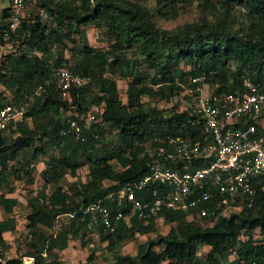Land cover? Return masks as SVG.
<instances>
[{
	"label": "trees",
	"instance_id": "trees-1",
	"mask_svg": "<svg viewBox=\"0 0 264 264\" xmlns=\"http://www.w3.org/2000/svg\"><path fill=\"white\" fill-rule=\"evenodd\" d=\"M77 1L76 8L70 10L57 0H26V10L32 5L34 13L29 10L27 17L21 19L12 37L13 42L14 39L17 42L15 50L0 61V86L11 93L7 100L13 103L30 96L37 85L47 83L43 94L29 108V122H16L6 129L10 136L15 135L8 145H4L0 137V189L10 178L31 184L33 167L29 165L31 159L41 153L47 159L40 179L43 185L56 183L49 195H44L42 187L26 201L31 209L26 216L28 227L40 226L48 231L44 229L37 234L40 243H31L32 251L24 255L32 258L33 264H43L44 250L63 249L67 239L96 231L101 240L107 241V251L115 249L113 264H160L163 261L219 264V258L226 252L234 254L228 264H264V217L260 215L264 209V178L255 187L251 208L227 217L219 216L209 228L186 222L181 213L162 211L159 217L176 223V228L147 244H138L133 256L118 253V240L147 232L149 226L141 227L132 218L129 226L121 221L113 233H105L98 225L89 227V216L82 212L87 204L111 190L99 187L103 179L111 178L119 187L145 173L147 159L140 153L153 138L196 134L195 126L188 123L195 122L196 116L187 111L164 116L154 108H141V97L158 96L167 100L181 91L184 83L192 89L200 86L202 81L191 83V79L201 77L215 86L212 93L216 95L240 92L242 78H248L255 85L264 84V30L251 32L248 25L253 21L254 25L264 26V0H214L215 4L205 0L204 8L217 11L212 14L213 19L202 15L173 31L155 27V12L160 10L158 14L173 15V7L188 0H154L151 7L145 6V0ZM234 7L244 12V21H239L237 27L225 24L220 18L229 17ZM38 8L43 10V19L36 11ZM48 18L54 22L53 28L44 24ZM90 24L105 26L109 40L107 50L99 51L87 43L80 27ZM74 33L79 34V41L72 52L73 58L65 64L67 60L60 47L68 41L74 43L71 37ZM51 48H55L57 58H53ZM60 67L89 78L86 86L71 91L65 100L60 98L53 83L52 72ZM105 73L130 79L125 89V105L116 104V82L106 78ZM148 78L150 83L146 82ZM2 103L0 101V106ZM101 103L104 109L97 116L99 121L82 129L83 140L71 133L63 136L58 133L67 127L69 110L86 112ZM109 125L115 127L117 137V143L110 150L102 142L103 128ZM34 141L39 146L30 150ZM53 146L57 156L43 150V147ZM23 150H30V155L23 154ZM110 160L118 167L117 171L112 170ZM83 166L87 167L88 182L78 187L70 183L66 187L68 195L65 194L57 183L65 174L73 176ZM15 204L14 198L0 194V207L5 213H10ZM106 205L113 214L116 207ZM121 212L126 214L127 209L121 208ZM60 216L66 219L58 224ZM12 227L11 220L0 222V242L1 233ZM255 229L259 230V237L254 235ZM242 230L247 237L239 241L237 236ZM202 245L210 250L203 261H197L195 254ZM92 257L90 253L87 262ZM4 264H21V257L9 258Z\"/></svg>",
	"mask_w": 264,
	"mask_h": 264
},
{
	"label": "built area",
	"instance_id": "built-area-1",
	"mask_svg": "<svg viewBox=\"0 0 264 264\" xmlns=\"http://www.w3.org/2000/svg\"><path fill=\"white\" fill-rule=\"evenodd\" d=\"M0 61L12 53V37L26 12V0H0ZM37 13L44 18L43 10ZM54 89L61 99L89 82L87 76L55 68L52 72ZM201 78L191 79L192 83ZM47 83L37 85L30 96L19 103L9 100L0 106V132L16 122L29 120V108L43 94ZM95 109L66 114V128L60 135L73 134L83 140L82 129L97 123ZM264 84L255 85L241 79V91L235 94L199 96L192 110L196 121L195 135H175L153 138L144 145L140 156L146 157L145 173L106 192L101 199L87 204L88 226L98 225L105 233H113L115 224L134 216L143 224L159 217L162 211L181 213L186 222L209 228L219 216L227 217L254 203L255 187L264 178ZM138 193L144 194L138 196ZM115 202L127 209L113 214L103 204ZM69 217L71 215H68ZM63 217V216H60ZM58 217V219L60 218ZM57 222V221H56ZM55 224L54 231L57 232ZM242 230L237 240L246 239ZM254 238L255 236L252 235ZM7 260L0 243V264ZM32 258L21 264H29Z\"/></svg>",
	"mask_w": 264,
	"mask_h": 264
},
{
	"label": "rangeland",
	"instance_id": "rangeland-1",
	"mask_svg": "<svg viewBox=\"0 0 264 264\" xmlns=\"http://www.w3.org/2000/svg\"><path fill=\"white\" fill-rule=\"evenodd\" d=\"M34 1V0H33ZM58 2H60L62 5H64L66 8H69L70 10H73L76 8V6L78 5V1L77 0H57ZM210 1L212 4H215L214 0H208ZM205 0H188L186 2L183 3H179L177 4L175 7H173V15H169L164 14V13H160V10H158V12H155L154 18H153V22L156 28L161 29V30H167V31H173L176 28H179L180 26L184 25V24H189L192 23L194 21H196L200 16H204L207 19L211 20L213 19V13L217 12L216 10H208L207 8H204L205 5ZM154 0H145L144 4L145 6H154ZM6 6L5 2H1L0 3V8ZM34 6L28 5L27 10L25 12V18L27 17L28 11L31 10L32 11V15L34 13ZM204 9V10H203ZM161 12H163V7L161 9ZM41 18V17H40ZM221 20L225 23L230 25L231 27H237L238 22L239 21H244V12L238 10L237 8H233V10L231 11V14L229 17H227L226 15L224 16H220ZM43 19V18H42ZM44 24H46V26L53 28L54 27V22L48 18L46 21H43ZM255 22L251 21L248 23L251 32H256V33H261L262 29L264 30V26H260V25H254ZM105 26H101V27H95L94 25L90 24V25H86L83 27H80V31H82L85 35V38L87 40V43L89 44V46L96 48L99 51H105L109 48V40L107 39L106 35H105ZM79 35V34H78ZM78 35L77 33H74L71 37L74 38V43H70L65 42L63 46H61V53L64 59L67 60L66 63H69L71 61L72 57V52L75 48V46L78 44ZM16 40L14 39V44H13V49L15 50L16 47ZM18 45H19V41H18ZM20 47V46H19ZM55 48H51L50 52L54 54L53 58H57L55 56L54 52ZM52 61L50 60L49 63H51ZM64 64V65H65ZM118 75V74H117ZM117 75L111 77L109 74L105 73L104 76L106 78L109 79H114L116 82V87H117V102L116 104L118 106H123L126 103V99H125V89L127 88V86L130 83V79H121L119 78ZM204 78L201 77V80L203 82ZM147 83H150V78H148L146 80ZM201 82L200 86H196L194 89L191 88L190 85L184 83L182 85V90L177 92L173 97H171L170 99L167 100H162L161 98H159L158 96H154L152 98H147L145 96L140 98L139 103L141 104V108H154L156 109L158 112H160V114L164 115V116H168L170 114H172L173 112H183V111H187L190 115H192V110L194 108V106L198 103V98L199 96H206L209 95L210 93H212L213 89H214V85H209L207 81L204 80V83ZM192 83V82H191ZM200 83V82H199ZM153 88H156V86H153ZM92 91V90H91ZM93 92V91H92ZM10 94L8 91H6L2 86H0V101H6L9 97ZM89 106V105H88ZM91 108V107H89ZM92 109H95L96 111H94V115L95 118H97V116L100 114L101 110L104 109V105L101 103L99 104V106L97 107H92ZM27 123L29 121H26ZM116 129L113 126H104L103 128V146L108 148L109 150L111 149V147L117 143V137L115 136ZM15 135L10 136V133L7 131L1 132L0 133V137L3 138L4 140V145H8L11 140L14 138ZM39 143L38 142H33L30 150H32V148L34 147H38ZM53 147H43V150L47 153L52 152L54 156H57L56 152V148ZM54 148V149H52ZM30 150H23V154H25V152H27L30 155ZM40 155V156H38ZM36 156H38V158H36V156L31 159L35 160V162H37L38 160H40L42 163H44L47 159V156L43 153L38 154ZM34 162V163H35ZM109 164H111L112 166V170L117 171L118 167L114 165V161L110 160L108 161ZM8 164H12V161H8ZM40 166V165H39ZM38 166V168H39ZM34 170L35 172L38 170L37 166H34ZM80 170V169H79ZM114 171V172H115ZM80 171L78 172L79 175ZM75 175L70 176L69 173L67 174L68 176L60 182V184L62 186H66V184H70L72 182L77 183L78 181H76L74 178L77 177V173H74ZM35 179H37V181H35ZM75 180V181H74ZM88 181H85L84 184H86ZM40 183V184H38ZM42 184L41 182L38 180V176L37 173H34V177H33V183L31 185H28L26 183H24L23 181H19V180H13V179H9L8 182H6V184H4L3 188L7 189V188H12L18 195V198L20 199H24V202H26V200L28 199V197L30 196V194L32 192H37L39 190V187H41ZM108 186H111V182L110 180H102L99 183V187H101L103 190L107 189ZM115 189V188H111ZM230 215V214H229ZM261 216L264 217V209L261 210L260 213ZM228 216V215H227ZM63 220L66 219L65 217H62ZM62 220V221H63ZM58 224L60 223V220H57ZM195 225V224H194ZM197 225V224H196ZM177 224L176 223H167L166 221H161L159 223L155 224V227L152 228V232L143 236H135V240L134 243L137 246L139 243H143V244H147L148 241L150 240H156L158 238V236H164L165 232H169L171 228H176ZM255 236L259 237V230L255 229ZM166 233V234H167ZM134 243L132 242L133 246ZM201 247V246H200ZM207 249V247H204ZM204 248H199L198 249V258L203 259L204 254H205V250ZM210 250V249H209ZM209 252V251H208ZM13 255V254H12ZM233 259V256H229V253L227 254V252L224 254V256L222 258H219L220 263L222 262V264H228L231 260Z\"/></svg>",
	"mask_w": 264,
	"mask_h": 264
},
{
	"label": "crops",
	"instance_id": "crops-1",
	"mask_svg": "<svg viewBox=\"0 0 264 264\" xmlns=\"http://www.w3.org/2000/svg\"><path fill=\"white\" fill-rule=\"evenodd\" d=\"M40 156V155H38ZM36 156V158H38ZM36 158L32 160L31 164L29 166L33 167L32 171V177H34V173H37L38 180L41 182L42 186L39 187L43 188L44 190V195H49L51 190L53 189L52 185H56V183H50L43 185L42 180L40 179V172L44 169L45 163H42L40 160L35 162ZM35 162V163H34ZM40 165V166H39ZM34 166H37V171L35 172ZM39 166V168H38ZM80 171L79 175L78 172ZM68 175L65 174L63 179H61L57 185L61 186L63 188V192L65 194L68 193L66 187H68L69 184H66V186H62L60 184L61 181H63ZM77 183L75 184L77 187L84 184L85 181L89 180L88 179V173H87V167L83 166L80 168V170L77 171V177L74 178ZM110 180L111 186H108V188H117V182L111 178H106L103 180ZM74 180V181H75ZM37 181V179H35ZM33 183V182H32ZM31 183V184H32ZM28 184V185H31ZM40 184V183H38ZM16 191V190H15ZM11 187L4 189L1 187L0 189V194L5 197V198H14L16 200V204L12 207L10 213H5L2 207H0V222L5 221V220H11L13 227L10 230L3 231L1 233V245L6 251L7 259L9 258H16V257H21L24 258V261H28L29 257H26L24 254L26 252H31V243L34 244H39L40 240L37 234L42 233L44 230L43 227H28V220L26 216L30 213V207L27 205V202H24V199L18 198L17 193L15 192ZM108 192V191H107ZM36 192H32L28 199L31 197V195H35ZM142 194V193H141ZM138 193V196L141 195ZM68 195V194H67ZM27 199V200H28ZM26 200V201H27ZM112 204L116 209L114 212L121 211V207L117 206L115 202H111L108 200H104L103 204L109 209V207L106 205ZM110 211V209H109ZM132 218H135L136 222L141 226V227H150V229L147 232L144 233H135L132 238L129 239H121L118 240V253L120 255H129L133 256L136 252V245L134 243L135 236H143L146 234H149L152 232V228L155 227L156 223H159L161 221H165L163 216L158 217L155 220H150L148 223L143 224L141 221L137 220L136 217L130 216L128 218L122 219V223L126 226L130 225V220ZM58 220L60 222L63 220L62 217H60ZM64 221V220H63ZM119 221V222H121ZM118 222V223H119ZM118 223L115 224L117 227ZM168 223V222H167ZM173 223V222H172ZM170 223V224H172ZM35 230V231H32ZM48 231L47 229H45ZM36 233V234H35ZM167 232H165L166 234ZM134 243V246L132 244ZM106 240H101L100 237L98 236V233L96 231H90L89 233L83 235V234H78L74 238H69L67 239L66 247L63 249H51L49 251H43L41 254L42 262L43 264H113L114 259L113 256L115 254V249H112L110 251L106 250ZM140 244V243H139ZM204 247H207L204 248ZM199 248H204L205 254L203 257H205L206 253L209 251V247L206 245H202ZM154 250L157 252L158 248L155 247ZM90 253H93V257L90 261L87 262V257ZM13 254V255H12ZM198 250L195 254L196 260L197 261H203V259L198 258L197 256ZM27 263V262H26ZM29 264H33L32 262H29ZM160 264H173L172 262L168 261H163ZM219 264H222L219 263Z\"/></svg>",
	"mask_w": 264,
	"mask_h": 264
},
{
	"label": "clouds",
	"instance_id": "clouds-1",
	"mask_svg": "<svg viewBox=\"0 0 264 264\" xmlns=\"http://www.w3.org/2000/svg\"><path fill=\"white\" fill-rule=\"evenodd\" d=\"M261 189H263V188H261ZM229 256H233V258H234V254L233 253L230 254ZM21 263H22V258H21Z\"/></svg>",
	"mask_w": 264,
	"mask_h": 264
}]
</instances>
